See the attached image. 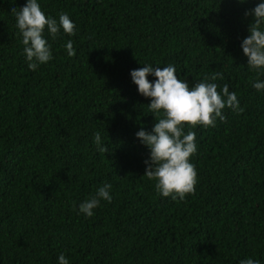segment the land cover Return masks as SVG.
Returning <instances> with one entry per match:
<instances>
[{
    "label": "trees",
    "instance_id": "trees-1",
    "mask_svg": "<svg viewBox=\"0 0 264 264\" xmlns=\"http://www.w3.org/2000/svg\"><path fill=\"white\" fill-rule=\"evenodd\" d=\"M37 2L47 17L67 13L75 34L45 29L52 59L30 70L11 13L26 0H0V264H58L60 254L69 264H264V90L253 87L264 70L249 69L240 47L253 20L244 12L264 0ZM146 65H173L189 87L226 84L244 109L185 126L197 183L184 200L144 175L150 150L135 133L160 117L130 72ZM105 183L111 201L80 213Z\"/></svg>",
    "mask_w": 264,
    "mask_h": 264
},
{
    "label": "clouds",
    "instance_id": "clouds-1",
    "mask_svg": "<svg viewBox=\"0 0 264 264\" xmlns=\"http://www.w3.org/2000/svg\"><path fill=\"white\" fill-rule=\"evenodd\" d=\"M244 3L245 0H238ZM16 18V28L21 34L23 54L30 70H35L40 64L52 59L51 47L44 38L45 29L55 39L62 30L68 36L75 34V24L67 13H59L56 18L47 17L41 10L37 0H26V4L19 8L11 9ZM244 16H252L253 20L248 26L247 37L242 40L240 47L247 57L249 69L261 72L264 70V2L258 3L254 8L246 10ZM67 55L73 57L75 49L71 40L65 45ZM132 82L137 86L140 95L150 97L149 112L156 120L151 132L141 128L135 133L140 142L150 150L149 159L145 160L144 175L149 180L155 181V190L163 197H171L172 200H184L186 195L195 193L197 172L190 162V157L196 151V133L184 128L215 127L216 121H225L223 109L226 107L237 114L244 109L239 106L235 92H230L228 85H224L221 91H217L216 83L204 81L189 87L187 81H182L176 75L173 65L166 67H144L131 70ZM151 75L156 79L149 81ZM222 79L220 73L211 76V80ZM257 90H264V81L253 82ZM94 142L98 151L106 153L108 147L101 143L100 133L94 134ZM110 183L99 187L94 196L79 205V212L91 217L93 210L97 208L101 200L110 202ZM58 264H69L68 259L60 254ZM239 264H259V261L246 258Z\"/></svg>",
    "mask_w": 264,
    "mask_h": 264
}]
</instances>
